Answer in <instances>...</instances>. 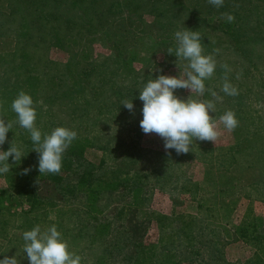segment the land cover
Here are the masks:
<instances>
[{"label": "rangeland", "instance_id": "1", "mask_svg": "<svg viewBox=\"0 0 264 264\" xmlns=\"http://www.w3.org/2000/svg\"><path fill=\"white\" fill-rule=\"evenodd\" d=\"M161 12L123 8L120 20L106 27L78 12L83 26L71 34L51 23L50 33L30 46L21 38L32 28L14 35L11 26L0 38V117L13 122L0 150L12 142L25 154L19 163L9 157L11 171L0 174V260L16 256L29 264L25 231L37 225L59 230L67 226L58 224L59 214L75 224L77 213L81 218L90 211L110 230L102 244L90 235L97 221L90 220L87 234L80 223L77 246L85 264H264V0L228 4L217 15L189 3L178 14ZM222 13L235 20L227 22ZM185 27L200 34L203 54L214 57L216 69L203 96L188 89L174 94L212 100L220 135L215 142L193 138L190 151L177 154L165 150L159 135L142 131L139 90L159 75L184 77L187 61L167 50L175 51V32ZM225 76L237 95L221 91ZM21 91L33 99L42 139L60 126L77 132L59 174L39 172L30 132L11 108ZM130 100L133 111L121 104ZM229 110L238 120L232 131L220 121ZM67 179L77 187L64 199ZM97 182H113L115 190L108 203L100 194V209L88 193ZM130 224L144 233L139 243L126 241ZM112 242L123 251H109L116 248ZM103 252L111 253L97 258Z\"/></svg>", "mask_w": 264, "mask_h": 264}, {"label": "clouds", "instance_id": "2", "mask_svg": "<svg viewBox=\"0 0 264 264\" xmlns=\"http://www.w3.org/2000/svg\"><path fill=\"white\" fill-rule=\"evenodd\" d=\"M208 3L217 9L224 5V0H208ZM224 19L231 23L235 20L231 13H222ZM178 30L175 39L178 47L169 54H175L178 59L187 61L184 77L159 75L149 80L142 90H139V99L143 102L140 127L145 134L155 133L164 140L165 150L174 149L177 154H186L190 151L193 138L197 141L215 142L220 135L217 125L210 115L215 112V103L212 100L202 101L181 99L174 94L176 89H188L191 93L203 96L206 89L205 80L210 79L216 69V61L211 55H204L201 36L197 31ZM227 68V66H224ZM221 91L229 96L238 94V90L224 77ZM215 100L222 98L212 91ZM129 111L134 110L132 100L123 101ZM12 110L18 117L21 128L30 132V138L35 145L33 149L39 154L40 174H59L62 168L63 153L77 138V132L67 127H56L51 134L42 139L41 131L35 126L36 110L29 94L21 91L11 104ZM220 121L228 131L238 126L235 114L229 110ZM13 127V122H5L0 117V146L7 139V133ZM21 149L11 142L7 151L0 150V174L11 171L9 157L19 163L24 156ZM30 169H24L27 174ZM25 241L24 252L29 264H80L81 257L69 251V246L61 238V233L55 225L42 231L37 225L23 233ZM0 264H19L16 256L0 260Z\"/></svg>", "mask_w": 264, "mask_h": 264}, {"label": "trees", "instance_id": "3", "mask_svg": "<svg viewBox=\"0 0 264 264\" xmlns=\"http://www.w3.org/2000/svg\"><path fill=\"white\" fill-rule=\"evenodd\" d=\"M242 1L245 0H226L221 7V11L224 10L228 4L240 5ZM206 2H208V0H0V38L6 37L5 34L6 32H10L9 28L11 26L17 28L14 35H18V33L23 32L26 28H29L30 30L32 28L34 29V32H25L21 38V42L24 46H30L31 44H34L36 40L45 36V34L50 33L47 25L51 23H53V26L55 25L59 28L60 31L71 34L77 27L83 26V23L77 19L78 12L83 13L88 21L97 27H106L119 21L120 19H118V17L123 8L140 14L144 13L159 16V14L162 13L161 11L164 10L178 14L179 11L184 8V4L189 3L198 11L206 12L208 15H217L219 9ZM90 174L91 171H88L86 175ZM112 185L113 182H109L108 184L97 182L93 184L94 187L90 186L88 193L95 197L97 209L104 207V205L100 206L98 203V199L102 197L100 194L107 196L108 201L104 200V202H110L108 198H110L115 191L112 190ZM117 185L119 184H114V187H118ZM66 186V190H60V194L64 199L67 190L73 191L74 188L77 187L75 183H71V179H67ZM254 186L255 185H253V187ZM104 187H108L109 191L104 193V191L107 190V188L101 189ZM125 193L126 191L124 192L123 190L120 194ZM51 195L52 193L50 192L48 196ZM58 219V224L63 223L67 225L64 228L60 227L58 230L61 233V238L67 242L70 252L81 257L80 264H85L81 255V249L77 246L78 240L81 239V236L76 235L77 230H81L80 223H83L84 226L81 228L87 234L86 226L92 224L90 220L97 221L94 226V232L90 234L91 239H93V241L98 240L102 244L106 242L102 240V237L110 230L109 222L98 220L97 216L94 214L92 215L90 211L88 213L83 212L81 218L78 217L77 213L75 215V224L73 220L68 221L62 218L61 214H59ZM136 227L135 224H130L129 230L125 229L127 230L125 231L127 235L126 241H130V243L133 244L139 243L141 238L144 237V233L141 234L138 230H135ZM107 244L110 247L111 241L107 242ZM115 247L116 248H110L111 250L109 251L114 253H120L123 251L122 246L116 245ZM111 252H103V254H99L97 258L104 259L105 254L110 256ZM133 252L131 256L137 254V251Z\"/></svg>", "mask_w": 264, "mask_h": 264}]
</instances>
